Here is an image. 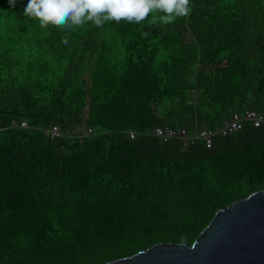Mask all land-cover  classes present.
I'll return each mask as SVG.
<instances>
[{"label":"trees","instance_id":"trees-1","mask_svg":"<svg viewBox=\"0 0 264 264\" xmlns=\"http://www.w3.org/2000/svg\"><path fill=\"white\" fill-rule=\"evenodd\" d=\"M27 3L0 0V264L190 245L218 210L264 190V128L209 148L195 138L234 113L264 115V0H191L166 25L154 13L70 32L26 17Z\"/></svg>","mask_w":264,"mask_h":264},{"label":"water","instance_id":"water-1","mask_svg":"<svg viewBox=\"0 0 264 264\" xmlns=\"http://www.w3.org/2000/svg\"><path fill=\"white\" fill-rule=\"evenodd\" d=\"M103 264H264V190L218 210L190 245L158 243Z\"/></svg>","mask_w":264,"mask_h":264},{"label":"clouds","instance_id":"clouds-1","mask_svg":"<svg viewBox=\"0 0 264 264\" xmlns=\"http://www.w3.org/2000/svg\"><path fill=\"white\" fill-rule=\"evenodd\" d=\"M15 4V0H11ZM192 11L191 0H28L24 15L41 27L70 32L85 24L103 27L108 22L141 24L150 14L161 23L174 22ZM68 44V39L62 41Z\"/></svg>","mask_w":264,"mask_h":264},{"label":"built area","instance_id":"built-area-1","mask_svg":"<svg viewBox=\"0 0 264 264\" xmlns=\"http://www.w3.org/2000/svg\"><path fill=\"white\" fill-rule=\"evenodd\" d=\"M250 123L254 128H264V115L258 114L252 110H246L241 114L234 113L232 116L225 120L220 126L215 129H202L196 135L195 138L202 140L207 148L212 145L213 139L216 136L226 137L236 133L241 129L243 124ZM20 127L25 128L26 123L21 122ZM58 132L57 127H52L50 135L53 138ZM86 133H91V129H88ZM154 136L168 141L170 139H178L183 145L189 142L190 136L184 129H172L169 127H157L153 130ZM133 137V134H130Z\"/></svg>","mask_w":264,"mask_h":264}]
</instances>
